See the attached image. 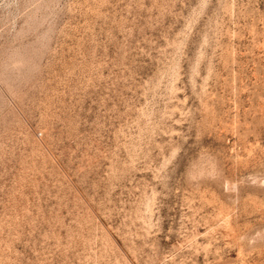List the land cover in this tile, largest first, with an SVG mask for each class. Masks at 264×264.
I'll return each mask as SVG.
<instances>
[{"label": "rangeland", "instance_id": "obj_1", "mask_svg": "<svg viewBox=\"0 0 264 264\" xmlns=\"http://www.w3.org/2000/svg\"><path fill=\"white\" fill-rule=\"evenodd\" d=\"M0 264H264V0H0Z\"/></svg>", "mask_w": 264, "mask_h": 264}]
</instances>
